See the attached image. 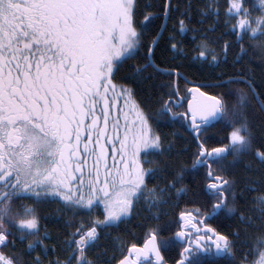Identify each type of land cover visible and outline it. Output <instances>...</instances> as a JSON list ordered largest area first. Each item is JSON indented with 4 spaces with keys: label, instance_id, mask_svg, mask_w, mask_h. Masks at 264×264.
<instances>
[{
    "label": "snow or ice",
    "instance_id": "1",
    "mask_svg": "<svg viewBox=\"0 0 264 264\" xmlns=\"http://www.w3.org/2000/svg\"><path fill=\"white\" fill-rule=\"evenodd\" d=\"M194 14L200 28H189ZM188 31L193 61H264V0H198L195 9L192 0H0V264H168L163 253L177 242L173 264H253L255 253L254 264H264V194L240 211L236 229L211 223L264 188V133L257 143L248 113L249 92L261 94L241 69L181 96L174 62L188 55L179 38ZM164 76L149 92L159 104L150 110L137 85ZM161 119L184 129L183 148L175 149L177 132L160 131ZM244 157L257 175L240 187L227 174ZM201 169L209 181L202 200H186L175 221L146 226L143 244L121 247L119 259L107 255L102 237L142 212L159 221ZM45 207L52 210L41 215ZM49 220L54 229L42 223Z\"/></svg>",
    "mask_w": 264,
    "mask_h": 264
},
{
    "label": "trees",
    "instance_id": "2",
    "mask_svg": "<svg viewBox=\"0 0 264 264\" xmlns=\"http://www.w3.org/2000/svg\"><path fill=\"white\" fill-rule=\"evenodd\" d=\"M174 3H179L181 7H183L188 0H173ZM198 0H192L193 9H195L196 3ZM198 17L193 15V19L191 23L189 24V28L195 26L197 28H200L201 25L196 23ZM161 21L157 20L156 24L158 25ZM172 20L168 21L169 28L171 27ZM211 20H206L203 24V28H207L209 24H211ZM223 31L222 25L220 27H217L215 32L209 33V36L216 37L221 34ZM164 35H167V32L164 33ZM194 34L191 31H188L183 36H180L179 38L183 40L185 45V50L188 53L187 56L184 58L177 57V60L174 62L178 64L179 66V72L181 73V78L179 79V85L181 90V96H185V88L189 86V83H185L186 78L188 81H191L192 83H211L217 79H227V76H231L238 72L239 70H243L244 79H250L256 92L261 94L256 97L255 100L251 99V93L249 92V98L250 103L248 107V113L249 117L252 123L253 128L255 129L256 136H257V143H259V137L261 133H264V110H262L261 102L264 101V61H262L258 56L250 55L248 57H245L244 60L241 62L233 65L232 61L234 57L230 54L228 57L227 64H221L219 67L215 65H209L206 62L201 61H193L191 59L192 55V46L195 43V41L192 40V36ZM198 35V34H197ZM223 39H230L229 36H224ZM233 51H238V48L233 49ZM165 67L167 65H164ZM129 69L127 66H125L124 69H122L121 74H124ZM220 73H227V76L221 77L219 76ZM169 77H158L155 81H149L142 84L137 85L138 89V95L140 99H142L145 103V105L149 106L150 110H154L159 107V104L155 103L153 99L149 98V92H155L157 85L162 80H168ZM233 89L238 88H244L246 92H248L247 86L244 84H234L230 85ZM202 91H209L210 94H213V91H220V89H211V88H202ZM187 99V98H186ZM186 99L183 102V107L180 109H177L178 111H183L184 108H186ZM159 129L162 132L165 133H171L173 131L177 132L176 136V142H175V149L180 150L183 148L185 141L182 139L183 135L186 133L184 132V129L179 128L177 126L172 125L169 121L165 119H161L159 121ZM210 131H215L214 129H210ZM172 137L169 136L168 139H171ZM212 146H215V143L213 142ZM194 146H190L188 148V152L186 155L190 154L192 151H194ZM251 159V157H244L240 160H238L229 170V173L227 175H234L240 187H243L245 181V177L251 176L252 178L256 177V173H250L245 168V164ZM188 164H191V158H189L186 161ZM203 169L200 170V172L193 178L191 175L188 176L185 180V183L189 185V193L187 196H184L183 198H175L178 199V207H174L172 205H166L163 206L161 209L162 213L167 212L166 215H161L160 220H145V216L148 215L147 212H142L140 216H133L128 221L127 225H121L118 229H113L111 231V234L107 237H102L101 242L102 246L104 244L107 245V255L111 256L113 253H115L116 259L120 258V251L119 249L121 247L125 248L128 244L132 242H136L138 244H142L143 240L145 238V232H146V226L148 225H156L159 224H166L169 221H175L179 211L184 208L185 201L192 199V200H202L204 196V186L209 182L205 179L203 175ZM151 186V185H150ZM240 187L236 189V191L239 193ZM259 191H248L244 193V196L247 197L246 200L244 199H238L237 203V213L236 215H229L226 211H223L219 217L211 221L213 226L217 227L218 230L221 232H230L233 229H236L239 226L238 222V216L240 214V211L243 210L244 207L251 206L254 203L253 198L264 194V188H262L260 185L255 186ZM193 192H196L199 194V196L194 197L192 195ZM191 206V205H188ZM50 207H45L41 210V215H44L45 213L51 212ZM42 223H47L49 228L54 229V223L53 221H42ZM176 231L175 226L167 229L165 232L162 233L164 237H170L172 234ZM249 231H252L249 229ZM134 234V235H133ZM121 236L124 243L121 242V240H116L114 237ZM241 236H243V232H241ZM181 250V246L176 243L175 246L168 249L163 253V255L166 257L168 264H173L174 260L179 259V252ZM259 254L255 253L254 255H249L248 260L254 262L258 259ZM110 264H116V260H112ZM205 264H229V261L227 258H216L213 260H206Z\"/></svg>",
    "mask_w": 264,
    "mask_h": 264
},
{
    "label": "water",
    "instance_id": "3",
    "mask_svg": "<svg viewBox=\"0 0 264 264\" xmlns=\"http://www.w3.org/2000/svg\"><path fill=\"white\" fill-rule=\"evenodd\" d=\"M201 84L200 83H189V88H192V87H197V86H200ZM202 90V89H201ZM193 97L191 96V95H189V97H188V100H190V99H192ZM188 100L186 101V107H187V102H188ZM179 243V242H178ZM143 244V243H142ZM141 244V245H142ZM181 244V243H180Z\"/></svg>",
    "mask_w": 264,
    "mask_h": 264
},
{
    "label": "flooded vegetation",
    "instance_id": "4",
    "mask_svg": "<svg viewBox=\"0 0 264 264\" xmlns=\"http://www.w3.org/2000/svg\"><path fill=\"white\" fill-rule=\"evenodd\" d=\"M181 246H183L182 244H181ZM182 249V248H181ZM180 258V257H179Z\"/></svg>",
    "mask_w": 264,
    "mask_h": 264
}]
</instances>
